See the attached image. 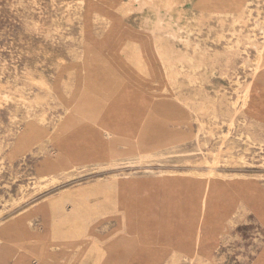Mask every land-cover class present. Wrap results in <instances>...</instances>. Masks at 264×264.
I'll use <instances>...</instances> for the list:
<instances>
[{
    "label": "rangeland",
    "instance_id": "obj_1",
    "mask_svg": "<svg viewBox=\"0 0 264 264\" xmlns=\"http://www.w3.org/2000/svg\"><path fill=\"white\" fill-rule=\"evenodd\" d=\"M0 264H264V0H0Z\"/></svg>",
    "mask_w": 264,
    "mask_h": 264
},
{
    "label": "bare ground",
    "instance_id": "obj_2",
    "mask_svg": "<svg viewBox=\"0 0 264 264\" xmlns=\"http://www.w3.org/2000/svg\"><path fill=\"white\" fill-rule=\"evenodd\" d=\"M247 22V21H246ZM262 53V52H261ZM260 63V62H259ZM161 64V63H160ZM170 69V68H169ZM164 71V70H163ZM258 71V70H257ZM165 73V72H164ZM255 73V72H254ZM248 88V87H247ZM237 104V103H236ZM69 114V113H68ZM69 117H70V115H69ZM58 125V124H57ZM60 125V124H59ZM126 151V150H125ZM124 151V152H125ZM121 152V151H120ZM128 152V151H127ZM116 153H117V151H116ZM135 153V152H134ZM121 153H119V156H121V155H123V154H121ZM126 154V153H125ZM137 154V153H136ZM209 154H211V153H209ZM113 155H115L114 156V158L116 157V156H118V154L116 155L115 154V152L113 153ZM127 155V154H126ZM217 157V156H216ZM205 162H206V159L204 160ZM214 161V160H213ZM133 189L135 190V192L134 193H137L138 195H144V194H146L148 197H147V201H149L153 206H155V205H158V203L159 204H161L160 202H157L156 200H154L153 198H152V196H151V191L149 190V188L147 187V186H143V185H138V186H133ZM206 222V221H205ZM202 223H204V221L202 222ZM212 239V238H211ZM215 239V238H214ZM120 253V252H119ZM172 263V262H171Z\"/></svg>",
    "mask_w": 264,
    "mask_h": 264
}]
</instances>
